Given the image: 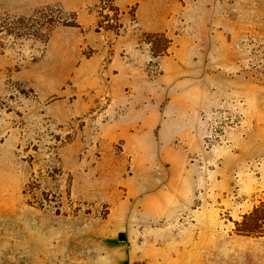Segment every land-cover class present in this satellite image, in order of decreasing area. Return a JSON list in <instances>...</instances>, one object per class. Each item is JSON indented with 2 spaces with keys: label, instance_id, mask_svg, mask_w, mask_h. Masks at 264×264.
<instances>
[{
  "label": "rangeland",
  "instance_id": "1",
  "mask_svg": "<svg viewBox=\"0 0 264 264\" xmlns=\"http://www.w3.org/2000/svg\"><path fill=\"white\" fill-rule=\"evenodd\" d=\"M0 264H264V0H0Z\"/></svg>",
  "mask_w": 264,
  "mask_h": 264
}]
</instances>
